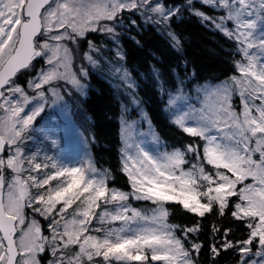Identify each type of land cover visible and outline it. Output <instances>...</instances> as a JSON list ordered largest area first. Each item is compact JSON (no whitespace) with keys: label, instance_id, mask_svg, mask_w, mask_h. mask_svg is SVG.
Listing matches in <instances>:
<instances>
[{"label":"snow or ice","instance_id":"obj_1","mask_svg":"<svg viewBox=\"0 0 264 264\" xmlns=\"http://www.w3.org/2000/svg\"><path fill=\"white\" fill-rule=\"evenodd\" d=\"M191 21L220 75L189 60ZM145 32L165 48L141 72L123 41ZM93 74L115 168L81 107ZM0 264H264V0H0Z\"/></svg>","mask_w":264,"mask_h":264},{"label":"trees","instance_id":"obj_2","mask_svg":"<svg viewBox=\"0 0 264 264\" xmlns=\"http://www.w3.org/2000/svg\"><path fill=\"white\" fill-rule=\"evenodd\" d=\"M187 33L191 34L192 42L187 46V55L189 60L194 61L198 72L201 75H220L223 72V66L220 59L212 56L210 53L217 48L218 39L212 33L202 29L194 21L181 26ZM125 48L129 52L128 64L130 67L139 68L142 72L147 66L149 49L156 51L163 50L165 44L163 38L154 32H145L143 34L144 49L136 48L130 41H123ZM159 54V52H157ZM167 59V58H166ZM192 67V64L189 65ZM89 83L91 87L87 94L81 97V107L87 110V115L95 121V130L101 143L94 148L97 159L104 166L116 167V156L113 154L111 141L113 140L114 124L104 118V113L116 111L117 106L113 100L114 89L108 79L104 76L93 74ZM143 95V93H141ZM149 112L153 114V122L162 137L171 142L177 138L176 134L167 127L166 122L155 113V105L149 102L146 105ZM125 178L119 173L116 174V183L123 185Z\"/></svg>","mask_w":264,"mask_h":264},{"label":"rangeland","instance_id":"obj_3","mask_svg":"<svg viewBox=\"0 0 264 264\" xmlns=\"http://www.w3.org/2000/svg\"><path fill=\"white\" fill-rule=\"evenodd\" d=\"M74 110H75V109H74ZM75 119H76L77 121H79L80 117L77 116V117H75ZM37 126H39V125H37Z\"/></svg>","mask_w":264,"mask_h":264}]
</instances>
